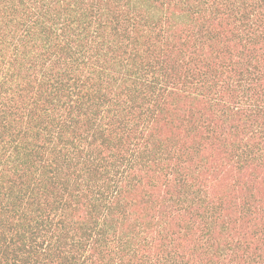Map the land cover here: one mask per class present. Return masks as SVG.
I'll use <instances>...</instances> for the list:
<instances>
[{"label":"trees","instance_id":"16d2710c","mask_svg":"<svg viewBox=\"0 0 264 264\" xmlns=\"http://www.w3.org/2000/svg\"><path fill=\"white\" fill-rule=\"evenodd\" d=\"M0 264H264V0H0Z\"/></svg>","mask_w":264,"mask_h":264}]
</instances>
